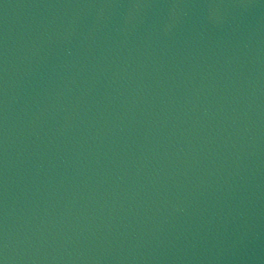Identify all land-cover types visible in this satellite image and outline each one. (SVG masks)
Returning <instances> with one entry per match:
<instances>
[{"label": "water", "instance_id": "1", "mask_svg": "<svg viewBox=\"0 0 264 264\" xmlns=\"http://www.w3.org/2000/svg\"><path fill=\"white\" fill-rule=\"evenodd\" d=\"M0 264H264V0H0Z\"/></svg>", "mask_w": 264, "mask_h": 264}]
</instances>
